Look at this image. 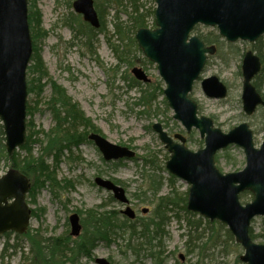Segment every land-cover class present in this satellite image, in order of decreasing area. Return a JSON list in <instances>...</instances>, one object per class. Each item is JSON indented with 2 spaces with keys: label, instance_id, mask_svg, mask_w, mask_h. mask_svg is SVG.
Returning a JSON list of instances; mask_svg holds the SVG:
<instances>
[{
  "label": "rangeland",
  "instance_id": "1",
  "mask_svg": "<svg viewBox=\"0 0 264 264\" xmlns=\"http://www.w3.org/2000/svg\"><path fill=\"white\" fill-rule=\"evenodd\" d=\"M94 1L96 4L97 0ZM74 2L36 0L32 5L29 4V13L31 9L41 15L40 29L46 32L44 38L35 41L34 54L43 61L48 78L42 82L44 89L41 95L30 93L28 96L27 138H32L30 153L35 159L42 158L45 172L56 177L57 185L46 180L40 170V186L31 189L27 196V203L33 211L30 227L19 239L13 233L10 237L0 236V264L45 263L43 256L32 254L33 244L40 238L78 239L70 234L69 217L73 214L80 217L82 233L88 228L86 219L92 211L98 214L118 212L122 219L135 224L148 223L160 211L159 206L163 200H166L167 206L163 205L160 211L164 222L162 230L157 231L158 236L153 233L147 235L151 239L156 237L150 245L148 237L136 236L137 231L131 226L122 225L120 230L111 228L108 240L99 241L91 258L84 257L80 263L97 264L96 259L101 258L111 264H244L240 259L244 251L234 239L227 236V227L222 228L218 222H210L199 214L189 212V185L173 177L166 169L170 154L152 129L154 124H162L171 136H185L191 151L203 148L204 140L199 131L193 130L187 134L182 124L173 119L174 113L165 103L166 86L159 76L157 65L144 56L137 44L129 45L130 39H135L137 32L129 33L125 41L119 40L114 29L118 10L114 2V7L111 5V9L105 10L108 12L104 18L106 27L104 32L96 31L98 34L91 52L84 45L85 39L77 40L75 37V28L79 29L83 19L75 12ZM141 3L144 4V13H150L156 7L154 0H142ZM128 12H132L131 7ZM129 13L123 11L119 14L121 22L127 26L131 25ZM77 17L81 22L74 21ZM147 20L148 27L153 28L154 17ZM213 32L218 34L216 30L200 25L193 35L199 37ZM220 41L217 54L209 58L190 96L198 105L199 116L212 119L215 126L224 133L247 123L254 133L256 147H260L264 141V110L261 108L254 116L248 117L242 105V60L254 45L242 41L236 44H229L223 39ZM261 42L264 46V36ZM112 46H119V53L126 52L127 59L121 61L119 53ZM134 68H141L150 83L136 80L132 73ZM211 77H217L227 86L228 96L225 99L209 98L204 93L201 82ZM31 78L33 76L28 68L27 80L30 82ZM50 81L66 90L72 102L91 119L102 136L114 145L132 148L137 154L136 158L118 163L106 162L99 149L88 140L71 147L64 144L57 156L55 150L47 152L49 148L44 134L57 126L48 105L52 98ZM143 90L155 93V100L147 107L140 101ZM2 126L0 120V128ZM76 130L84 134L87 132L88 135L92 133L90 130L88 133L87 126L76 127ZM41 140H44L43 144ZM27 153L21 147L11 159L18 154L17 160L22 163L29 155ZM216 159V166L223 174L241 171L246 166L244 151L238 146L218 153ZM11 163L10 166L2 164L0 176L12 169ZM98 176L118 181L126 191L129 204H120L112 199L109 192L98 187L95 184ZM151 177L159 182L157 193L151 190ZM45 180L47 183H43ZM51 184L55 185L54 190ZM252 199L250 193L241 196L243 204ZM127 207L136 213L134 220L123 214ZM190 222H194V226L199 229L198 234L189 237L190 231L195 229ZM252 228L256 234L264 235L263 218L255 219ZM37 234L39 237L35 239ZM197 235L200 239L189 244ZM211 236L215 237L216 243L209 240ZM7 241L10 248L4 252ZM257 243L264 244V238L258 239ZM150 246H157L154 250L156 259L149 254ZM160 252L163 253L162 263L158 259ZM56 261L63 263L64 260L58 257Z\"/></svg>",
  "mask_w": 264,
  "mask_h": 264
},
{
  "label": "water",
  "instance_id": "2",
  "mask_svg": "<svg viewBox=\"0 0 264 264\" xmlns=\"http://www.w3.org/2000/svg\"><path fill=\"white\" fill-rule=\"evenodd\" d=\"M156 29L138 30L136 41L144 56L157 65L167 86L164 94L173 118L186 131L200 132L205 147L197 152L186 147L182 135L170 137L157 123L153 130L171 154L166 164L168 171L190 186L187 209L210 221L225 224L244 249V264H264V245L250 236L252 221L264 218V142L256 148L254 134L246 123L229 133L215 127L212 119L198 117V106L190 98L194 83L203 72L208 56L216 53L215 46H206L196 36L189 39L197 25L217 28L229 43H255L264 35V0H155ZM74 9L85 22L99 29L101 24L93 0H76ZM33 55L29 24L28 0H0V120L3 123L6 150L12 156L26 142L27 134V70ZM262 70L261 58L248 51L242 62L243 110L252 116L264 99L253 84ZM139 81L150 80L142 69L134 68ZM206 96L213 99L227 97V87L217 78L202 82ZM89 140L98 147L106 161L133 159L136 153L128 147L110 143L99 134ZM176 140L178 142H176ZM239 146L244 150L246 166L242 171L223 174L216 167L215 157L220 151ZM96 184L113 192L117 201L128 204L125 190L110 180L97 178ZM31 190L29 179L19 170L11 169L0 177V235L7 232L24 234L32 219L27 203ZM250 192L253 201L242 205L240 194ZM146 212V211H145ZM135 218L131 208L124 212ZM71 235L79 237L80 217H70ZM184 260V256L181 255ZM97 264H110L97 259Z\"/></svg>",
  "mask_w": 264,
  "mask_h": 264
},
{
  "label": "trees",
  "instance_id": "3",
  "mask_svg": "<svg viewBox=\"0 0 264 264\" xmlns=\"http://www.w3.org/2000/svg\"><path fill=\"white\" fill-rule=\"evenodd\" d=\"M142 0H128L127 2L124 0H97L96 2V9L98 11L100 21H101V30L100 32H104L106 23L104 21V18H106V11H108V8L111 9V5L116 2V5L118 7L117 13H116V21L114 22V29L115 34L119 37V40L125 41L128 39L129 33H135L140 28H147L148 27V21L150 17L154 16V10L144 11L142 10L144 8V4L141 3ZM36 0H29V4L32 5V3H35ZM114 7V5H112ZM131 7L132 12H128V8ZM106 10V11H105ZM125 11V13H129V21L130 26L125 25L121 22L119 14L121 12ZM74 21L78 22L80 19L77 17L74 19ZM81 22V21H80ZM29 23L31 28V34L33 39V46L34 51L36 50L35 47V41L39 40L40 38H44L46 36V32H43L40 29L41 26V15L37 12H33L30 9L29 13ZM77 24V23H76ZM155 24V23H153ZM78 25V24H77ZM155 26V25H154ZM78 27V26H77ZM76 29V39L82 40L85 39L84 45L93 52L94 50V40L97 36L98 32L94 29H92L88 24H85L83 22L80 23L79 29ZM127 37V38H126ZM199 37L207 44V45H216L217 47L221 44V37L219 34L216 33H210L208 35H199ZM136 41L135 39L131 38L129 45H135ZM113 50L116 53H119V46H112ZM253 49L257 52V54L261 57L262 63H263V69L262 73L259 77L256 78L255 86L258 89V91L263 95L262 92V85H264V46L262 42L260 41L258 44L253 46ZM119 58L121 61L127 59V53L122 52L119 53ZM31 62L33 63L29 67V72L33 76L31 78L30 82L28 81V92L41 95L44 89V85H42V82L45 80V78H48L47 70L45 69L43 61L36 55L32 57ZM50 84L52 86V98L51 101L48 103L50 105L51 112L57 122V126L54 130L50 131L49 133L44 134L46 136L47 142H48V148L47 152H56V156L59 155L63 149V145L66 144L67 146L71 147L72 145H78L79 143L83 141H87L88 134L87 132L79 133L76 130V127L79 126H87L88 133L89 130L92 132L100 133L98 128H96L91 121L90 118L86 117L84 112L80 109V107L73 103L71 98H69L66 90L56 85L54 82L50 81ZM142 91V96L140 98V101L142 105L149 106L154 100H155V93L153 94L151 91ZM37 95V96H38ZM166 103V102H165ZM28 110V108H27ZM45 139V138H44ZM32 138L31 136H28L27 141L25 145L22 147L24 150H26L29 155L27 156L26 160L22 161L20 163L17 160L18 154H15L11 159V157L7 154L6 147H5V134L3 127L0 128V168L2 164L5 166H10L9 162L11 161V168L21 171L23 174H25L28 178L32 181V190L40 186L39 185V172L41 170L42 175L46 178V180L51 181L52 183L56 184V177H51L48 173L45 172L46 167L44 165V162L42 158L35 159L32 153H30V146H31ZM46 142V143H47ZM41 144L44 143V140H41ZM44 150L45 147H44ZM27 153V154H28ZM151 190L154 191V193L158 192L157 182L153 177H151ZM44 181L43 183H47V181ZM116 183H119L116 181ZM44 185V184H43ZM57 185V184H56ZM52 189L54 190L56 187L55 185H52ZM162 201V200H161ZM171 202V200H170ZM166 200H163L160 204L159 210L164 207H166ZM160 211L155 215V218L151 219L148 223H139L135 224L134 222H130L128 220L122 219L120 214L118 212H110V213H103L98 214L95 211H92L90 215H88V218L86 219L88 224L85 228V231L82 233V235L76 239L75 241H71L70 237H66L63 240H60L58 238H48L46 240H42L41 238L36 240L32 247V254L35 255H41L43 256V260L45 263L43 264H57L55 262H58L59 264H81L80 260L84 257L91 258L92 251L95 249L96 244L103 240L107 241L109 238V232L112 231V229L120 230V227L122 225L131 226L132 229L136 230V236H145L146 238L150 236L152 233L155 236L159 235V232H157L159 229L162 230L161 226L163 225V219H161L162 214ZM191 227H194L195 229L190 231L189 237L194 236V234H198V226H194V222H190ZM222 228H225V226H222ZM112 228V229H111ZM151 229V231H150ZM139 230V231H138ZM140 233V234H139ZM9 233L6 235V237H10ZM148 235V236H147ZM213 236V235H212ZM211 236V237H212ZM227 236L233 240V236L231 233L227 230ZM250 236L254 241H257L260 238H264V235L256 234L253 230V228L250 229ZM21 236L17 235V238L19 239ZM38 236H35L36 239ZM144 237V238H145ZM195 239H191L189 244H193L194 241L199 240L200 237L195 236ZM148 242L149 245L152 241L155 240L156 237L153 239H149ZM215 237L209 238L210 241H213ZM214 243L216 241L214 240ZM35 245V246H34ZM147 245V244H146ZM10 248L9 242L7 241L4 247V252H6ZM15 248V246H14ZM151 250L149 251L151 256L155 257L156 252L154 253V250L157 248V246H150ZM161 255H163L162 252H160V256H158L160 263L163 262V259H161ZM58 257H61L63 263H60L59 261H56ZM156 259V257H155ZM34 264H37L34 262Z\"/></svg>",
  "mask_w": 264,
  "mask_h": 264
},
{
  "label": "flooded vegetation",
  "instance_id": "4",
  "mask_svg": "<svg viewBox=\"0 0 264 264\" xmlns=\"http://www.w3.org/2000/svg\"><path fill=\"white\" fill-rule=\"evenodd\" d=\"M76 1V0H75ZM256 79L253 81V84L255 85ZM256 87V86H255ZM257 89V88H256ZM261 97L264 99L263 95L260 93Z\"/></svg>",
  "mask_w": 264,
  "mask_h": 264
}]
</instances>
